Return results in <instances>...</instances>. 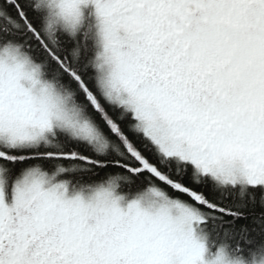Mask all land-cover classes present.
Listing matches in <instances>:
<instances>
[{
  "label": "snow or ice",
  "instance_id": "snow-or-ice-1",
  "mask_svg": "<svg viewBox=\"0 0 264 264\" xmlns=\"http://www.w3.org/2000/svg\"><path fill=\"white\" fill-rule=\"evenodd\" d=\"M0 264H264V0H0Z\"/></svg>",
  "mask_w": 264,
  "mask_h": 264
}]
</instances>
